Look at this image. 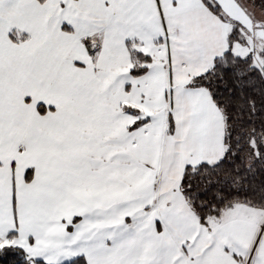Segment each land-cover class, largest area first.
Returning <instances> with one entry per match:
<instances>
[{
  "label": "snow or ice",
  "instance_id": "obj_1",
  "mask_svg": "<svg viewBox=\"0 0 264 264\" xmlns=\"http://www.w3.org/2000/svg\"><path fill=\"white\" fill-rule=\"evenodd\" d=\"M0 264H264V0H0Z\"/></svg>",
  "mask_w": 264,
  "mask_h": 264
}]
</instances>
